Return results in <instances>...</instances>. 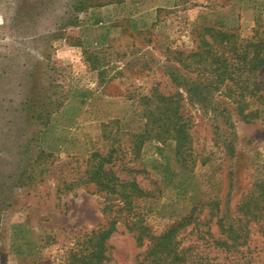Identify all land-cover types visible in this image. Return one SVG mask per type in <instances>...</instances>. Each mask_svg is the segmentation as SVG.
Segmentation results:
<instances>
[{
  "label": "rangeland",
  "instance_id": "rangeland-1",
  "mask_svg": "<svg viewBox=\"0 0 264 264\" xmlns=\"http://www.w3.org/2000/svg\"><path fill=\"white\" fill-rule=\"evenodd\" d=\"M203 28L264 42V0H0V264H79L110 216L103 195L77 182L111 146L117 175L153 195L136 211L154 233L196 208L208 217L216 202L227 224L236 219L264 179V117L243 121L228 95L215 109L192 102L171 79L196 78L176 54L195 51ZM178 93L185 165L171 140L135 152L142 99ZM107 247L104 264H136L144 250L124 222Z\"/></svg>",
  "mask_w": 264,
  "mask_h": 264
},
{
  "label": "trees",
  "instance_id": "trees-1",
  "mask_svg": "<svg viewBox=\"0 0 264 264\" xmlns=\"http://www.w3.org/2000/svg\"><path fill=\"white\" fill-rule=\"evenodd\" d=\"M200 38L195 51L176 54L178 58L184 57L180 65L187 63L190 75L196 74V78L180 74L177 78L178 75H170L171 79L175 83L183 80L180 86L192 102L206 103L215 109L216 96L228 95L243 121L263 118L264 79L260 73L264 68V42H242L237 36L235 39L234 35L213 28L201 29ZM221 90L225 92L219 94ZM142 102L145 132L132 135L136 139L134 151H139L140 142L151 137L171 140L175 143L178 162L185 165L186 157L191 154V136L184 117V96L156 94L143 98ZM103 137L105 141L112 140L107 133ZM110 148L107 153L91 154L77 182L103 195L106 202L103 213L110 216L107 225L88 238L89 248L84 250L87 254L78 260L79 264L108 261L107 242L117 232L120 222L135 234L138 246L144 249L136 264H224L216 259L220 253L228 264H264V179L240 200L236 219L230 223H226L216 202L211 203L208 217L202 218L203 212L196 208L186 218L156 234L144 225L136 211L139 202L152 199L153 195L135 180L126 181L117 175V150ZM213 253L217 257L210 255Z\"/></svg>",
  "mask_w": 264,
  "mask_h": 264
}]
</instances>
